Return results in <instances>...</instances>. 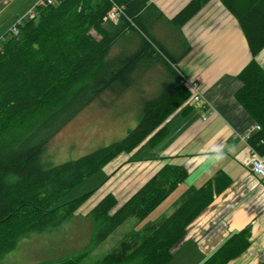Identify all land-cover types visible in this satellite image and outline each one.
<instances>
[{"label":"trees","instance_id":"trees-1","mask_svg":"<svg viewBox=\"0 0 264 264\" xmlns=\"http://www.w3.org/2000/svg\"><path fill=\"white\" fill-rule=\"evenodd\" d=\"M111 1L36 3L0 37V259L29 234L86 218L90 244L77 255L39 264H169L190 223L233 182L217 170L201 185L184 190L170 212L148 222L145 218L186 180L182 164H164L117 208L115 195L108 193L88 212L77 214L92 191L55 205L114 156L134 150L146 138L156 144L182 104L179 114L193 108L177 63L191 49L181 28L209 0H190L172 18L151 0H114L124 9L115 24L104 19ZM220 2L238 21L251 54L238 73L235 99L260 126L247 143L264 156V67L256 60L264 47V0ZM31 8L33 17L27 15ZM152 77H157L156 87L149 85ZM114 89L115 95L128 97L137 92L130 99L121 97L142 105L134 126L120 140L45 165L42 155L54 137L101 93ZM114 232L119 234L115 244L85 263ZM250 236L251 225L232 232L198 264H226L249 247ZM60 247L74 246L58 241Z\"/></svg>","mask_w":264,"mask_h":264},{"label":"crops","instance_id":"crops-1","mask_svg":"<svg viewBox=\"0 0 264 264\" xmlns=\"http://www.w3.org/2000/svg\"><path fill=\"white\" fill-rule=\"evenodd\" d=\"M189 1L151 0L167 18ZM9 2L0 0V12ZM181 31L191 49L177 62L178 68L188 81L197 83L203 100L194 102L184 115L178 113L182 104L167 119V134L156 144L150 145L146 138L134 150L125 152V160L115 165L112 193L116 208L166 163L182 164L188 171L186 180L168 196L174 198L172 206L184 190L201 185L221 169L233 182L190 223L174 251L181 258L194 253L198 264L232 232L251 225L249 247L226 264H262L264 181L248 169L252 155L247 139L256 132L255 122L235 99L241 86L238 73L251 59L246 38L220 0L206 2ZM256 60L264 67V47ZM167 211L171 210L162 214Z\"/></svg>","mask_w":264,"mask_h":264},{"label":"rangeland","instance_id":"rangeland-1","mask_svg":"<svg viewBox=\"0 0 264 264\" xmlns=\"http://www.w3.org/2000/svg\"><path fill=\"white\" fill-rule=\"evenodd\" d=\"M38 1L11 0L0 13V37L23 16L22 14L26 9L34 6ZM14 30V34H17L18 29L14 28ZM156 80L157 77H152V82L149 85L151 86ZM153 85L156 87V84ZM159 89L160 87H158ZM136 94L137 92L131 96L134 97ZM121 97L132 98L125 94L115 95V89L101 93L54 137L46 154L44 152L42 155L43 163L47 166L57 165L120 140L127 130L134 126L142 106L140 102H129ZM118 116L119 118H117ZM128 120L132 122L130 125L127 124ZM125 154L128 153L121 152L116 157L114 156L101 170L82 181L55 205L92 191L78 208L77 214L82 215L84 211H88L106 194L112 192L115 194V165L125 160ZM117 157L120 158L119 162ZM123 174L125 177L126 172ZM169 197L149 217L147 216L148 218L146 217L144 222L154 221L167 209L171 210L174 198L170 199ZM88 223H91L90 219L71 218L57 230L29 234L19 241L15 249L7 252L0 259V264H39L61 256L77 255L92 241L91 227H88ZM118 238V233L111 234L99 248L86 256L85 263L102 257ZM58 241L63 242V244L71 243L73 248L77 246L80 248L77 252L72 250L73 248H57ZM169 264H196V259L194 253L185 254L182 258L175 253L173 261Z\"/></svg>","mask_w":264,"mask_h":264},{"label":"built area","instance_id":"built-area-1","mask_svg":"<svg viewBox=\"0 0 264 264\" xmlns=\"http://www.w3.org/2000/svg\"><path fill=\"white\" fill-rule=\"evenodd\" d=\"M52 0H39L37 4L46 5V3H51ZM27 15L29 17L34 16V10L33 8L29 9L27 11ZM124 16V9L121 5H118L115 3L114 0L111 1V6L108 9L106 15L104 16V19L106 21L116 23L119 21V19ZM15 33V30L13 28L12 30ZM184 82L189 90V97L187 99V102L193 104L194 102H200L203 100L201 97V94L198 90V85L194 81H188L186 77L183 75ZM254 129L257 131L260 129V126L255 123ZM250 152H251V160L248 164L249 172L252 176H254L259 181H264V156L259 155L256 153L250 146H249Z\"/></svg>","mask_w":264,"mask_h":264}]
</instances>
